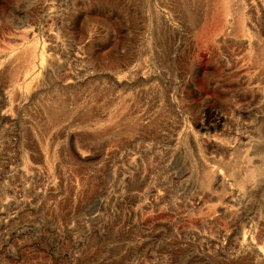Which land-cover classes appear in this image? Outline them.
<instances>
[{
  "label": "rangeland",
  "instance_id": "obj_1",
  "mask_svg": "<svg viewBox=\"0 0 264 264\" xmlns=\"http://www.w3.org/2000/svg\"><path fill=\"white\" fill-rule=\"evenodd\" d=\"M0 264H264V0H0Z\"/></svg>",
  "mask_w": 264,
  "mask_h": 264
}]
</instances>
